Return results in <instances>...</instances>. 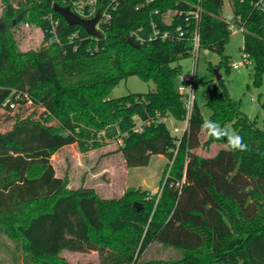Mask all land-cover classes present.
Masks as SVG:
<instances>
[{
	"label": "trees",
	"instance_id": "trees-1",
	"mask_svg": "<svg viewBox=\"0 0 264 264\" xmlns=\"http://www.w3.org/2000/svg\"><path fill=\"white\" fill-rule=\"evenodd\" d=\"M73 1L0 0V110L28 102L43 108L17 115L9 129L0 130V235L15 244L12 259L71 264L63 250L97 251L99 264H140L146 249L158 242L179 250L181 257L145 264H264V117L261 123L258 116L251 119L231 99L224 77L212 79L208 120L232 128L248 149L227 146L214 155L199 154L205 119L196 101L181 137L166 123L181 122L187 114L175 81L183 74L180 60L192 53L188 34L146 43L134 37L140 28L151 30L152 18L162 19L154 10L189 4L117 0L112 19L95 37L54 10L55 3L73 10ZM258 1L233 0L232 19L240 15L245 25L243 54L251 62L253 84L260 87L264 0L261 6ZM110 3L99 0L98 9ZM223 6L224 0H203L200 43L218 52V66L229 69L224 52L232 32ZM51 17L58 20L55 30ZM20 22L42 30L39 49H18L12 29ZM177 25L184 21L175 16L164 27ZM131 75L153 81L155 90L109 98ZM134 116L149 121L144 131L135 130ZM99 132L105 138H98ZM121 136L117 151L127 167L147 165L153 154L168 158L158 194L130 186L118 198H104L92 187L71 188L67 177L56 174L52 156L61 148L77 143L87 151ZM213 142L227 144L226 138L209 137L204 144Z\"/></svg>",
	"mask_w": 264,
	"mask_h": 264
},
{
	"label": "rangeland",
	"instance_id": "rangeland-1",
	"mask_svg": "<svg viewBox=\"0 0 264 264\" xmlns=\"http://www.w3.org/2000/svg\"><path fill=\"white\" fill-rule=\"evenodd\" d=\"M232 3L233 0H224L222 15L226 20L232 19ZM2 7L0 2V17ZM12 32L20 51L37 50L43 44V32L35 25L20 22L12 29ZM243 42L244 33L240 30L232 31L224 52L229 56V69L225 64L221 67L218 66L222 59L218 52L205 48L200 49L196 64L194 89L195 101L200 107L205 121L209 119L212 112L206 105V98L209 82L216 79L215 69H219L226 80L230 97L235 103L239 104L240 109L251 119L258 116L260 123L263 120L264 80L260 87L253 84V73L243 54ZM180 64L183 67L182 75L187 78L191 77L193 56L190 55L180 60ZM234 64H237L238 67H235ZM175 82L176 86H179L180 77ZM155 87L153 81H144L137 75H131L122 79L108 97L118 98L128 94L147 93L155 90ZM33 111L39 114L43 111V108L28 102L16 104L12 110L1 109L0 130L9 129L17 115H27ZM166 123L174 135L182 136L183 122L167 119ZM175 126L181 130L178 132L173 131ZM231 130L233 129L231 128ZM207 138L204 131L202 145L196 150L201 155H214L220 148L227 147V144L219 142L204 144ZM117 149L118 144L114 140H107L101 147L91 148L87 151H81L78 144L74 143L53 154L52 162L57 174L69 179L71 188L92 187L104 198H118L130 186L145 189L151 196L158 194L162 185L163 171L169 162L168 158L163 154H153L147 165L127 167L123 156ZM149 179L151 181L147 183ZM14 249L15 244L13 241L5 234L0 235V264H24L22 258L18 260V263L12 259L11 251ZM61 255L71 264L100 263L97 251L76 252L63 250ZM180 257L181 252L179 250L154 242L142 254L140 264L149 261L178 260Z\"/></svg>",
	"mask_w": 264,
	"mask_h": 264
},
{
	"label": "built area",
	"instance_id": "built-area-1",
	"mask_svg": "<svg viewBox=\"0 0 264 264\" xmlns=\"http://www.w3.org/2000/svg\"><path fill=\"white\" fill-rule=\"evenodd\" d=\"M112 3L105 6L102 9H98L99 0H76L72 2L73 11L84 18H92L97 12H100V19L97 25V28L102 31L103 24H107L112 19V12L116 8L115 2L117 0H111ZM157 0H144L143 6H149ZM190 7L187 8H168L167 10L161 12L160 9L154 10V16L162 14V19L159 21L156 18H152L151 20V30L148 32H144L143 28L134 31V37L137 42L146 43L152 40H168V39H182L187 34V38L192 42V53L193 56V69L191 73V77L187 78L183 75L180 76V84L178 86V90L185 96L186 110L187 114L183 122L182 135L189 127V119L191 117L194 103H195V89H194V80L196 76V64L199 56V52L201 49L200 43V23L202 19L203 13V0H196L194 3H191L189 0H182ZM263 0L255 3L256 6H261ZM139 8V6L137 7ZM176 17H181L184 21V25H177L173 30L170 28L164 27V25H171L173 23V19ZM51 21L53 24V30H55V24L58 20H54L51 17ZM228 21V29L232 32L235 30H240L241 32L245 31V25L241 19V16H236L234 19L227 20ZM245 61L248 65L251 64L250 60L245 58ZM235 67H238L237 64H234ZM16 104H11L13 108ZM134 120L136 122L135 130L138 132L144 131L145 127L149 123V121L142 120L138 116H134ZM181 129L177 126L173 128V131L178 132ZM98 138H105V132H99L97 134ZM118 145L123 144V137H118L116 139Z\"/></svg>",
	"mask_w": 264,
	"mask_h": 264
},
{
	"label": "water",
	"instance_id": "water-1",
	"mask_svg": "<svg viewBox=\"0 0 264 264\" xmlns=\"http://www.w3.org/2000/svg\"><path fill=\"white\" fill-rule=\"evenodd\" d=\"M54 10L61 14L69 24H78L85 28L88 34L95 37H100L102 31L97 28L100 19V12L92 18H84L79 14L75 13L70 6H63L58 3L54 4ZM129 44L137 46L136 42L132 39H128ZM216 80L222 78V74L219 72V69H215ZM151 179L147 181L149 183ZM135 206H138L135 203Z\"/></svg>",
	"mask_w": 264,
	"mask_h": 264
},
{
	"label": "clouds",
	"instance_id": "clouds-1",
	"mask_svg": "<svg viewBox=\"0 0 264 264\" xmlns=\"http://www.w3.org/2000/svg\"><path fill=\"white\" fill-rule=\"evenodd\" d=\"M209 138L225 139L227 146L232 151H246L248 146L243 142V138L235 131L222 127L218 122L213 120H206L201 125Z\"/></svg>",
	"mask_w": 264,
	"mask_h": 264
},
{
	"label": "crops",
	"instance_id": "crops-1",
	"mask_svg": "<svg viewBox=\"0 0 264 264\" xmlns=\"http://www.w3.org/2000/svg\"><path fill=\"white\" fill-rule=\"evenodd\" d=\"M52 159H53V156H52ZM53 163V162H52ZM56 174H57V172H56ZM58 175V174H57ZM58 176H60V175H58ZM60 177H62V176H60ZM77 188V187H76ZM70 251V250H69ZM77 252V251H76ZM93 252H96V251H93Z\"/></svg>",
	"mask_w": 264,
	"mask_h": 264
}]
</instances>
